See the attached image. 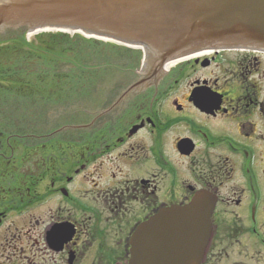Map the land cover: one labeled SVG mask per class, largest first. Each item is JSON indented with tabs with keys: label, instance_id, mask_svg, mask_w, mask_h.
I'll return each mask as SVG.
<instances>
[{
	"label": "flooded vegetation",
	"instance_id": "obj_1",
	"mask_svg": "<svg viewBox=\"0 0 264 264\" xmlns=\"http://www.w3.org/2000/svg\"><path fill=\"white\" fill-rule=\"evenodd\" d=\"M24 30L0 29V264H126L135 228L201 189L217 196L201 264H264L242 187L264 205V52L203 51L134 87L138 50L91 42L114 55L97 68L61 36L74 57L51 71Z\"/></svg>",
	"mask_w": 264,
	"mask_h": 264
},
{
	"label": "water",
	"instance_id": "obj_2",
	"mask_svg": "<svg viewBox=\"0 0 264 264\" xmlns=\"http://www.w3.org/2000/svg\"><path fill=\"white\" fill-rule=\"evenodd\" d=\"M20 26L138 47L150 74L202 50L264 52V0H0V28ZM215 203L203 190L187 205L161 209L132 234L128 264H199Z\"/></svg>",
	"mask_w": 264,
	"mask_h": 264
},
{
	"label": "rangeland",
	"instance_id": "obj_3",
	"mask_svg": "<svg viewBox=\"0 0 264 264\" xmlns=\"http://www.w3.org/2000/svg\"><path fill=\"white\" fill-rule=\"evenodd\" d=\"M52 34H55V33H39L38 35L36 36H32L30 37V42L32 44V53H33V58H35L38 54H35L34 53V50L37 52V53H42L44 51H48L50 54H52L53 50H58L59 49V45H60V53L63 54V58L67 59V62L65 61L66 65H68L69 63H71V60L70 58H73L74 56H72L73 54V50H74V47L68 45H64V44H59L60 41H58L54 36H52ZM77 36V35H76ZM81 37V39L84 41V43H86L88 45V48L90 47L89 45L91 44V41L86 39V38H82V36H79ZM24 40V39H23ZM25 41V40H24ZM2 42V41H1ZM0 42V43H1ZM59 44V45H57ZM104 47L107 45V44H103ZM109 47V46H107ZM94 47L91 46L88 50L85 48H83L82 52L83 54H85V60L84 62L86 63V65H88V63H94L95 67L99 68L100 64L102 65V68H103V65L106 67L107 64H112L114 63L113 60H114V55H112V52L110 50V52L106 49L105 51L111 55V57H109V59H112L111 61H105V56L104 54L106 53L104 50H101L102 52H104V54H99V52L101 53V51H99L98 49L97 50H93ZM100 49V48H99ZM68 54V57L67 55L65 54ZM42 57V56H41ZM105 61V63H104ZM35 62V60H34ZM64 65V64H62ZM65 67V66H63ZM253 172L255 173V171L253 170ZM253 178L254 180L257 179V176L255 174H253ZM236 182H238L235 177L233 178L232 181H230L224 191L222 192V194L226 195V193L230 190L231 186L232 185H235ZM261 182H264V180H261ZM259 184V183H258ZM242 187L245 189V197L248 198V202L246 203L247 205H250L252 208L255 207V210H256V213H259L260 210L262 209V207L264 206L262 203H261V199H262V188H259L258 185H257V189L254 190L252 185H251V182H249L248 179H245L244 180V183L242 185ZM258 197V200H255V197ZM246 212V211H244ZM215 222V221H214ZM214 254L216 255V251H214Z\"/></svg>",
	"mask_w": 264,
	"mask_h": 264
},
{
	"label": "trees",
	"instance_id": "obj_4",
	"mask_svg": "<svg viewBox=\"0 0 264 264\" xmlns=\"http://www.w3.org/2000/svg\"><path fill=\"white\" fill-rule=\"evenodd\" d=\"M53 82H54V81H53ZM52 84H53V83L51 82L49 86H51ZM36 88H38V89H39V86H38V87H36Z\"/></svg>",
	"mask_w": 264,
	"mask_h": 264
}]
</instances>
